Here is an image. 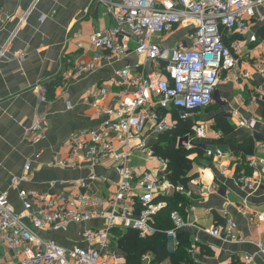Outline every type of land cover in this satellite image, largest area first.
<instances>
[{
  "label": "crops",
  "instance_id": "1",
  "mask_svg": "<svg viewBox=\"0 0 264 264\" xmlns=\"http://www.w3.org/2000/svg\"><path fill=\"white\" fill-rule=\"evenodd\" d=\"M113 27L112 15L97 1L0 0V51L9 44L7 56L0 60V194L8 192L16 209L21 210L22 206L18 190L11 188V178L23 175L27 163L31 164V171L29 183L23 184V189L42 195H70L76 192L75 183L94 175L99 179L91 189L95 196L107 199L113 192L118 176L109 160H103L92 168L80 153L75 161L76 168H62L54 163L55 156L69 158L65 144L72 135L84 130H101L105 118L92 104L101 100L100 109L108 107L117 95L123 93V88L115 84L117 72L127 67L132 71L131 75L137 72L157 73L161 69L158 63L147 61L135 53L117 59L105 51L96 52L91 47V36ZM126 34L125 41L134 51L136 38L128 30ZM251 35L264 37L263 9L258 10L247 34H228L225 42L230 46L240 41L245 53L250 46ZM193 38V30L184 23L169 34L155 35L153 41L164 50H172L191 48ZM96 53L99 59H96ZM21 55H24V61L20 59ZM246 55L249 56L240 60L238 70L246 72L249 79L241 84L222 80L219 86L222 105L198 111L189 120L192 125L201 124L206 128V139L200 142V146H191L190 149L178 147V139L188 132L178 137L176 143L178 149L194 151L189 157L192 161L188 175L190 182L182 185L191 196L177 193L184 204L174 212H178L187 223L185 231L189 237L202 241L198 257L200 264H242L245 255L253 257L254 264H264V255L258 249V244L264 245V224L250 221L253 216L264 214V77L254 68V62L263 55V51L255 46ZM80 65H94L95 68L79 79L65 82L64 74H73ZM38 85L48 91L44 104L39 103V92L35 89ZM102 89L108 91L104 98ZM162 115L171 121L178 120L177 112H163ZM218 116L234 128L232 136L225 137L215 129ZM43 117L48 126L46 137L32 141L30 130ZM242 120L255 121L256 131L261 137L239 127ZM149 127L148 122L142 123L131 147L144 141L147 149L155 153L153 148L160 144L161 135L153 134ZM231 140L245 146L252 140V152L231 151L228 147ZM113 144L116 149L122 148L116 139ZM203 145L220 148L228 156L221 163L217 159H209ZM158 158L157 155L150 158L137 151L132 157L131 167L140 174H157L160 167ZM253 160L256 168L252 166ZM251 182L256 183L254 191L247 188ZM218 188L223 190V194L217 193ZM228 219L236 223V233L244 242L225 243L199 231L223 227ZM102 225V221H92L71 225L60 232L42 233V236L66 248L86 247L83 231ZM123 233L117 234L111 244L112 251L120 258L118 264H126L118 247ZM22 259L21 254L16 255L0 247L2 264H17ZM142 264H145L143 259Z\"/></svg>",
  "mask_w": 264,
  "mask_h": 264
},
{
  "label": "built area",
  "instance_id": "2",
  "mask_svg": "<svg viewBox=\"0 0 264 264\" xmlns=\"http://www.w3.org/2000/svg\"><path fill=\"white\" fill-rule=\"evenodd\" d=\"M107 7L115 21V27L96 32L91 36V47L96 52H107L110 57L124 59L132 53L147 61L158 63L159 72L135 73L127 67L115 75V84L123 88L113 103L105 108L99 107L101 100L94 102L105 122L100 131L84 130L71 136L65 144L69 158L54 157V163L62 168H76L75 161L83 154L92 168L103 160L112 162L118 181L113 184V192L107 199L95 196L91 189L99 180L92 175L74 184V194L42 195L21 188L29 183L31 164L27 163L21 176L11 178V188L18 190L21 210L16 209L9 200V193L0 194V247L13 254H21L22 261L17 264H118L120 258L112 251V240L117 230L138 233L141 239L154 237L159 231L154 226V218L166 208L160 198L188 192L182 185L167 180L169 162L159 157V172L138 173L131 167L132 157L140 151L154 158L155 153L147 149L145 142L131 147L136 131L143 122L150 124V131L163 135L171 131L179 121H188L194 113L222 105L219 86L222 80L241 84L249 79L246 72H239L240 60L250 54L254 47H260L263 55L254 62L256 71L264 77V37L251 35L249 48L242 51V43L235 41L230 46L225 37L234 32L245 35L250 31L252 21L259 9L264 10V0H91ZM187 23L193 30L191 48L164 50L153 41L155 35L164 36L178 26ZM126 30L136 38L132 51L126 41ZM9 44L0 51V60L7 56ZM96 53V59L99 54ZM20 59L25 60L24 55ZM94 65H80L73 74L63 76L65 82L79 79L93 72ZM39 103L47 102V89L38 85ZM108 95L101 90L102 98ZM163 112H177V122L171 121ZM239 127L256 131V122L242 120ZM48 126L41 118L30 130L32 141L44 140ZM114 139L122 148L116 149ZM206 139V128L194 124L190 133L178 139V147L200 146ZM209 159L219 163L228 156L220 148H207L203 145ZM256 168V163L252 161ZM243 180V179H241ZM105 181V180H104ZM107 182V181H106ZM247 188L254 191L256 183H248ZM223 194L222 189H216ZM142 191V194H139ZM137 206L140 207L137 210ZM171 220L174 229L167 232L172 239L173 249L177 248V232L185 230L187 223L178 212H173ZM92 221H102L101 227L83 231L86 247H63L46 239L42 233L64 231L71 225H84ZM250 221L264 224V214L253 216ZM237 225L228 219L223 227L202 228L199 231L207 237L225 243L244 242L236 233ZM188 254L194 264H200L202 241L189 239ZM260 254L264 255V245L258 244ZM145 264L152 263V256L143 257ZM0 264L1 261H0ZM242 264H254L251 256L245 255Z\"/></svg>",
  "mask_w": 264,
  "mask_h": 264
},
{
  "label": "trees",
  "instance_id": "3",
  "mask_svg": "<svg viewBox=\"0 0 264 264\" xmlns=\"http://www.w3.org/2000/svg\"><path fill=\"white\" fill-rule=\"evenodd\" d=\"M215 129L225 137H230L234 133V128L223 117L216 118ZM191 121H179V123L169 132L160 136V144L154 146L155 154L169 162L167 180L175 185L186 186L190 182L188 177L192 170V161L189 157L194 151L178 149L176 147L178 137L191 132ZM228 147L233 152L250 154L253 150L252 140L248 141V146L240 145L235 140L228 143ZM160 201L167 202V208L163 209L154 218V226L159 231L154 237L141 239L138 233L128 230L123 233L118 243L120 252L126 259V264H142V259L146 255H151V264H163L169 261L170 264H194L188 254L189 234L185 230L177 232V248L171 250L167 232L174 229L171 215L175 210H179L184 204L183 198L174 194L173 196L160 198Z\"/></svg>",
  "mask_w": 264,
  "mask_h": 264
},
{
  "label": "rangeland",
  "instance_id": "4",
  "mask_svg": "<svg viewBox=\"0 0 264 264\" xmlns=\"http://www.w3.org/2000/svg\"><path fill=\"white\" fill-rule=\"evenodd\" d=\"M116 233H120V230H117L116 231ZM171 242H172V239L170 240ZM172 244V243H171ZM113 247H115L114 245H113ZM170 248H171V250H172V245H170ZM163 264H170V262L169 261H166V262H164Z\"/></svg>",
  "mask_w": 264,
  "mask_h": 264
}]
</instances>
